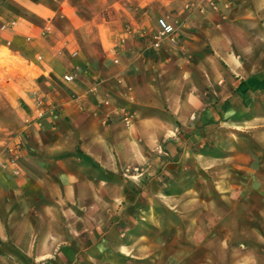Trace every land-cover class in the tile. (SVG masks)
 Wrapping results in <instances>:
<instances>
[{
    "label": "crops",
    "instance_id": "obj_1",
    "mask_svg": "<svg viewBox=\"0 0 264 264\" xmlns=\"http://www.w3.org/2000/svg\"><path fill=\"white\" fill-rule=\"evenodd\" d=\"M3 71L0 264H264V0H0Z\"/></svg>",
    "mask_w": 264,
    "mask_h": 264
},
{
    "label": "rangeland",
    "instance_id": "obj_2",
    "mask_svg": "<svg viewBox=\"0 0 264 264\" xmlns=\"http://www.w3.org/2000/svg\"><path fill=\"white\" fill-rule=\"evenodd\" d=\"M9 67L7 66L5 68L6 72L11 71L10 69H8ZM23 73V72H22ZM8 77L5 76L4 71L2 73H0V159H1V155L2 152L5 150L7 142L11 139V136L15 133V131L17 130V124H18V117L16 114V101H15V97H13L12 94V90L11 88H8L6 85V80ZM233 139L235 138L233 135L230 136ZM218 145V144H217ZM215 156H217L216 158H214L213 163H212V175L213 178L216 177V179L214 180V182H216L217 177L220 175V173L222 171L225 172V168L226 166H233L231 165V163L235 162V159L233 160L232 156L235 155V150L231 149L229 150L230 152H234V155H230V157H228L227 159L225 158V149H220L219 147L215 148ZM220 155L224 156L223 160H221ZM206 169H204L202 166L197 165V173L201 172L196 180V188L198 190H203L202 188L204 187V183L205 181L203 180L202 177V171H205ZM217 185V184H216ZM204 198L203 194H200L197 192V203H199L200 199L202 200ZM200 209H198L197 207V214ZM182 220V219H181ZM170 247V246H169ZM184 247L186 248L185 244H180V251L182 252H187L188 248H186L187 250H184ZM164 252H167L168 247H164ZM120 251L121 253H125L124 248L120 247ZM118 253V252H117ZM121 255V256H120ZM113 258V257H112ZM112 263H116V264H129L128 259L125 258L124 254L122 256V254H117L115 258L112 259ZM103 264H109L108 260H103ZM149 264H155L154 260H149L148 261ZM182 262V261H181Z\"/></svg>",
    "mask_w": 264,
    "mask_h": 264
},
{
    "label": "built area",
    "instance_id": "obj_3",
    "mask_svg": "<svg viewBox=\"0 0 264 264\" xmlns=\"http://www.w3.org/2000/svg\"><path fill=\"white\" fill-rule=\"evenodd\" d=\"M156 24H157V28L154 31L151 40L152 46L159 47L163 39H170V40L174 39L175 32L177 31L175 26L172 23L168 22L167 18L163 16L157 17ZM72 54L75 55L76 51H73ZM37 59L40 60L41 56L38 55ZM63 79L65 81H71L73 79V75L64 74ZM17 164L18 163H17L16 154L9 155V158L5 159L2 163L4 167L10 168L13 173H16L18 171Z\"/></svg>",
    "mask_w": 264,
    "mask_h": 264
}]
</instances>
